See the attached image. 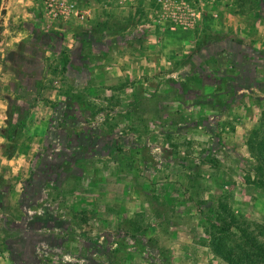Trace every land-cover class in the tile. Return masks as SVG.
<instances>
[{
	"label": "rangeland",
	"instance_id": "1",
	"mask_svg": "<svg viewBox=\"0 0 264 264\" xmlns=\"http://www.w3.org/2000/svg\"><path fill=\"white\" fill-rule=\"evenodd\" d=\"M0 264H264V0H0Z\"/></svg>",
	"mask_w": 264,
	"mask_h": 264
},
{
	"label": "trees",
	"instance_id": "2",
	"mask_svg": "<svg viewBox=\"0 0 264 264\" xmlns=\"http://www.w3.org/2000/svg\"><path fill=\"white\" fill-rule=\"evenodd\" d=\"M14 112L7 113L6 125L3 128V136L7 141L4 145L3 154L7 158H11L17 153L18 138L25 128L24 120L22 121L19 118L14 119L13 117L15 113L19 114V112Z\"/></svg>",
	"mask_w": 264,
	"mask_h": 264
},
{
	"label": "built area",
	"instance_id": "3",
	"mask_svg": "<svg viewBox=\"0 0 264 264\" xmlns=\"http://www.w3.org/2000/svg\"><path fill=\"white\" fill-rule=\"evenodd\" d=\"M70 7L72 8L71 11H74L76 10L73 5L71 4ZM91 11V8L89 7L88 9H86V12H90Z\"/></svg>",
	"mask_w": 264,
	"mask_h": 264
},
{
	"label": "crops",
	"instance_id": "4",
	"mask_svg": "<svg viewBox=\"0 0 264 264\" xmlns=\"http://www.w3.org/2000/svg\"><path fill=\"white\" fill-rule=\"evenodd\" d=\"M171 1H172V0H171ZM161 2H162L163 4H166L167 0H164V1L161 0Z\"/></svg>",
	"mask_w": 264,
	"mask_h": 264
}]
</instances>
